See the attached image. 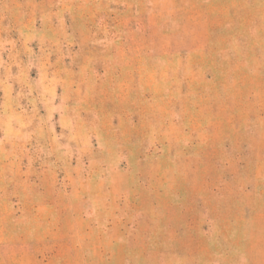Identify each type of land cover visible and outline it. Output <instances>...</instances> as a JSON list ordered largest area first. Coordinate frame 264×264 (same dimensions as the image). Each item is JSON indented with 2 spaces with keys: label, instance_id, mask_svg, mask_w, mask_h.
Masks as SVG:
<instances>
[{
  "label": "rangeland",
  "instance_id": "1",
  "mask_svg": "<svg viewBox=\"0 0 264 264\" xmlns=\"http://www.w3.org/2000/svg\"><path fill=\"white\" fill-rule=\"evenodd\" d=\"M0 264H264V0H0Z\"/></svg>",
  "mask_w": 264,
  "mask_h": 264
}]
</instances>
